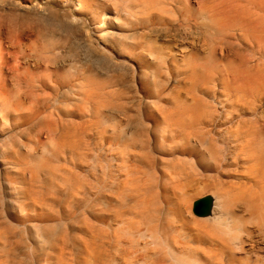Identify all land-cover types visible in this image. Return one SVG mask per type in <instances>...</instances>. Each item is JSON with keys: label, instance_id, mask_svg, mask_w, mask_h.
I'll use <instances>...</instances> for the list:
<instances>
[{"label": "bare ground", "instance_id": "obj_1", "mask_svg": "<svg viewBox=\"0 0 264 264\" xmlns=\"http://www.w3.org/2000/svg\"><path fill=\"white\" fill-rule=\"evenodd\" d=\"M129 5L127 12L147 24L164 22L168 13L199 19L206 31L223 37L217 39L220 52L206 40L202 52L166 51L156 35L146 40L150 56L143 45H133L135 66L152 69L155 78H137L150 103L146 121L129 117L118 129L99 121L113 89L105 93V81L103 89L84 73L69 83L79 101L75 120L51 104L40 109L41 93L28 100L36 112L23 114L24 98L11 104L3 91L0 264H264V0ZM47 66L42 86L52 85L53 74L65 83L59 66ZM167 73L174 84L165 80ZM87 111L93 115L84 117ZM211 121L215 134L207 128ZM135 122L145 128L130 131L127 125ZM201 196L211 199V207L197 214Z\"/></svg>", "mask_w": 264, "mask_h": 264}, {"label": "rangeland", "instance_id": "obj_2", "mask_svg": "<svg viewBox=\"0 0 264 264\" xmlns=\"http://www.w3.org/2000/svg\"><path fill=\"white\" fill-rule=\"evenodd\" d=\"M123 2L124 0H75L73 2H71L70 0H65V1L64 0H0V101H1L0 102V114L5 113V106H6L5 100L2 101L3 91L6 97L7 96L10 97V98L8 97L7 98H8V101H10L9 103L11 104L12 102H14L15 104L19 101V99L24 98L23 100L26 101L28 107L26 108V110L23 111V114H30V113L36 112L35 108L31 110L29 107V102L31 101L30 96H33V94L41 93L42 97L41 95L37 94V96L41 97L40 99L43 98L40 103L41 106L39 104L40 109H43L44 108L43 106L47 107L48 105L51 104L50 106L53 109H55L56 112H62L67 119L75 120L78 118V116L74 111H76V108L78 105L76 103H78L79 101L77 99V96H75L74 93L71 92L73 90L70 88L69 83L70 81L74 79L73 76L76 77V75H78L79 73L80 74L84 73L85 75H90L91 77H93L94 80L96 79V81H99L102 84V88L103 86H105L103 85L104 83L109 85L108 87H110V89L106 85V87L109 90L107 88L106 90L103 88L104 89L103 91L105 93L106 92L109 93L111 89L114 90L115 88H117V90L116 89L114 91L112 90L113 91V92L111 91L112 93L110 92V94H112L109 96L110 105L105 106L103 108L104 110L102 109L101 110L102 112L99 113V115H102L98 117H99V121L100 119L102 120L100 124L101 125L103 124L102 125L103 127H106L109 130L115 129L116 126L119 128L120 127L119 120L128 119L129 117L135 118V119L137 118L138 120L139 118L142 120L145 119L146 121V113H147L146 108L148 107V105H150V103L149 101H147L145 97H143V94L141 93L139 84L137 82L138 81L137 78L142 77V79L153 82L155 78V74L150 68L138 69L135 66L134 60L138 61L139 58L137 56L136 51H134L132 48L133 45L134 46L143 45L144 50L146 49L145 54L150 56L149 51L146 48V40L148 41L149 38L153 39L154 37L153 38L151 37L156 35L153 40L155 41L157 40V44L161 43L160 45H164L162 47H164L166 51L167 50L179 51L180 49H185L187 51H191V50L197 51L198 50L199 52H202L203 50L206 49L204 45L208 43L211 45L213 44L215 48L217 45L216 49L218 53L220 52V47L218 48L219 43L217 42V39L220 42V39L223 37L220 35L217 36L216 34L214 36V33H211L209 29L208 31H206V27H204L201 22H198L200 21L199 19L196 20L195 18H193L192 20L191 18H188V19L186 18L187 19L186 20L184 18L185 15L182 17L176 15V17L179 18L177 19L175 18V14L173 15V13H171L172 14L171 15L168 13L167 15L168 19L166 18L164 22L160 24H156V25L147 24L135 18L133 15V12L132 14L128 13L132 11L130 9L131 7L129 5V0H127V2L125 0L124 4ZM126 4L130 7V8L126 7L130 10L128 12H127V9L124 8L125 6H127ZM121 8L126 9V12L125 10H122ZM115 11H117V13ZM171 16H173L174 19H172ZM126 17H127V20L129 21H126ZM175 20L177 23L175 22ZM95 22L98 25H95ZM183 22L186 26H184ZM174 23H176L177 26ZM189 23L191 24V27ZM187 24H189V27H187L188 26ZM158 25H159V28L157 27ZM161 25L162 27L160 28ZM172 26L174 27L173 28L174 30L172 29ZM198 26L200 29H198ZM152 27L155 29L154 31ZM178 28L180 31L178 30ZM200 31H202L203 33ZM184 32L186 33L188 32V33L186 34ZM191 32L192 33L194 32V34L192 35ZM207 35H209V37H207ZM211 35L213 36V38H211L212 37ZM204 36H205V39H204ZM197 38H199V40ZM195 40L197 42H195V45H193L194 43L193 41ZM204 40H206V43ZM134 41L136 42L134 43ZM165 44L167 45L165 46ZM168 46L170 48H167ZM199 47H202L203 49L200 48L201 49L200 50ZM49 48L50 49L52 48L50 50L51 52L49 51ZM42 52H45V53H42ZM230 58L232 59L233 57H230ZM18 59L20 62L18 61ZM16 61H18L19 64L20 63L21 64L19 65ZM14 63L16 64V67L19 66L18 68L20 69L21 67L22 69L20 70L16 69ZM47 64L50 66H47ZM46 66L49 67L51 70L55 68L58 69L57 67L59 66V68H61V72L64 71L62 73L61 78L63 77L66 78L65 83H61V81H59L60 80L59 76H57L56 74H53V78L51 75L52 85L49 87L42 86L41 85L42 81L45 79L44 73H47V71H45ZM26 68L30 70L27 71ZM27 72H29L30 74ZM24 73L26 76L22 75ZM150 74L151 76H149ZM6 75L9 78L6 77ZM34 75L35 77L39 75L36 78L37 79L39 78L38 81L41 83L36 81L35 77H33ZM71 76H72V79H71ZM33 80L36 82H34ZM109 80L112 82H110ZM165 80L168 81L170 84L175 83V80L172 79V77L168 73L165 76ZM102 81H105V82L103 83ZM5 82H7V84H5ZM37 83H39L38 87L40 89L37 87ZM54 84L57 85L56 86L57 88L55 87ZM36 88H38V90ZM44 88L45 90L43 91ZM122 89L123 91H125V93L122 91ZM139 90H140V93L138 92ZM49 91L55 96L53 95L54 96L53 97L52 94L50 95ZM116 91L117 93L114 94V92ZM118 91L120 92L122 91L121 93L119 92L120 97L122 96L121 98L118 97L119 96ZM19 92H20V97L18 96ZM45 92H48V93H45ZM124 94L125 96L123 97ZM58 96L60 97L59 100H58ZM115 96L116 98L114 99H119V101L112 99ZM120 99L123 101V103L122 101H120ZM62 100H64L65 102L64 101L62 102ZM70 100L71 101L74 100L73 103ZM140 100L141 102L143 101L142 102L143 104L140 102ZM67 101L71 104H69ZM110 101H112V103ZM146 101L148 102V104L146 103ZM211 101L212 103H214L212 99ZM43 103L45 105H43ZM115 103H116V106H115ZM140 103H141V106H140ZM74 106L75 108H73ZM113 106L116 108V110ZM106 107L108 109H106ZM125 110L126 112H124ZM87 112L88 113L83 114L84 117H89L90 114L91 116L93 115L92 112L91 113L90 111H87ZM127 112L129 115L125 114ZM107 118H108V121L106 120ZM116 121H118V123ZM211 123H213V121L207 124V128L212 134L213 133L215 134L214 125H212ZM113 125L114 126L116 125V126L114 127ZM112 126L114 128H112ZM127 126H130L129 127L130 129L127 128L130 131H136V130L142 131V129L145 128V124L144 125L140 123L138 124L137 122L127 125ZM117 127L116 129H118ZM33 128H36V126H33ZM28 129H31V127L27 128V130ZM223 147L225 146L223 145ZM174 152L176 156L181 155V158H183L184 156L187 157L186 154L185 155L182 154L179 150H175ZM152 153L151 155L153 157L158 155L155 152H152ZM206 157L212 164L214 163V160L210 157L209 152L206 153ZM191 162L193 163V161ZM214 166L216 167V164ZM215 172H217L216 169L212 172V174L210 173V175L213 177L216 174ZM215 207L214 209L216 211L220 210V207L217 203L215 204Z\"/></svg>", "mask_w": 264, "mask_h": 264}, {"label": "water", "instance_id": "obj_3", "mask_svg": "<svg viewBox=\"0 0 264 264\" xmlns=\"http://www.w3.org/2000/svg\"><path fill=\"white\" fill-rule=\"evenodd\" d=\"M210 207L211 199L209 197H203L197 201L195 211L197 214H203L209 211Z\"/></svg>", "mask_w": 264, "mask_h": 264}]
</instances>
